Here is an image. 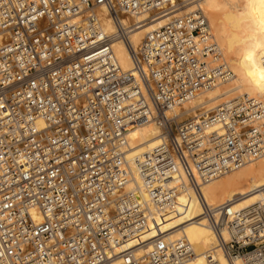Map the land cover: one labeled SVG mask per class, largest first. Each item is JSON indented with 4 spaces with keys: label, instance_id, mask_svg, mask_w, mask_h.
Segmentation results:
<instances>
[{
    "label": "built area",
    "instance_id": "built-area-1",
    "mask_svg": "<svg viewBox=\"0 0 264 264\" xmlns=\"http://www.w3.org/2000/svg\"><path fill=\"white\" fill-rule=\"evenodd\" d=\"M196 2L0 0V264H182L193 255L182 235L119 247L188 189L229 264H264V200L236 211L200 194L264 157V104L241 96L204 122L175 116L228 76ZM99 8L118 35L120 15L175 13L128 47L142 88L121 82ZM149 121L163 141L127 159L129 129Z\"/></svg>",
    "mask_w": 264,
    "mask_h": 264
},
{
    "label": "bare ground",
    "instance_id": "bare-ground-1",
    "mask_svg": "<svg viewBox=\"0 0 264 264\" xmlns=\"http://www.w3.org/2000/svg\"><path fill=\"white\" fill-rule=\"evenodd\" d=\"M235 3V0H197L196 2L195 7L209 16L207 21L210 35L220 49L227 66L228 76L225 81L215 83L210 89L199 90L193 99L180 106L175 112V116L180 120L191 117L198 122H204L214 115L219 106L241 96H247L250 99H256L255 97L258 96L264 99V75L259 77L256 75L258 70L239 64L233 66L234 73L227 65L225 56L218 45L219 43L223 47L226 54H236L233 46L235 26L242 24L243 21L241 18L236 20ZM251 7L256 14L250 28L260 25V29L264 30V0H255V5ZM184 9L189 11L194 9V6H187ZM163 12L160 9H153L137 15L118 16L117 21L126 29L118 35L115 20L109 16L108 12L104 8L96 11L102 30L112 37V50L123 74L121 82L135 79L142 88L143 83L137 79L128 47L137 48L146 34L164 25L170 19V15L175 14ZM225 84L229 87L219 89ZM234 93L239 95L236 98L231 97ZM162 136V130L153 121L132 126L127 133V159L149 152L163 141ZM234 170L200 186V194L209 205L230 202L234 210L240 211L264 200V157L250 160ZM231 172L233 174L228 175ZM137 182L139 185L138 179ZM143 196L147 199L145 194ZM201 214L202 208L197 196L188 189L187 193L178 200L174 209L155 213L147 226L126 240L119 250L133 248L158 235L171 237L182 235L193 248L192 257L182 264H207L205 259L207 251H211L214 262L229 264L221 252L215 248L214 236L207 224L199 217ZM234 264H242V261L237 259Z\"/></svg>",
    "mask_w": 264,
    "mask_h": 264
},
{
    "label": "rangeland",
    "instance_id": "rangeland-1",
    "mask_svg": "<svg viewBox=\"0 0 264 264\" xmlns=\"http://www.w3.org/2000/svg\"><path fill=\"white\" fill-rule=\"evenodd\" d=\"M235 2L236 3L238 2L237 4L235 3V7H236L235 11L237 12L236 20L241 18L243 21L242 24L236 25L235 26L236 31L234 30L236 34H235L233 46L236 54L235 55L226 54L225 50L218 43L217 39L214 38V40L220 46L225 56L226 63L233 72H234L233 66L239 64L241 66L254 68L256 69V71L258 70L256 75L262 77V75H264V30L260 29L261 28L259 27L260 25H258V27L256 28H252V29L250 28L253 25L252 21L255 19V14H256V11H252V7H251V5H255V0H235ZM205 15L209 21L208 14L206 13ZM228 87L229 86L225 84L221 86L219 89H225ZM238 95H239L238 93H234L231 97L236 98ZM255 98L264 103L263 98L258 96H256ZM230 174H233V172L229 173L228 175Z\"/></svg>",
    "mask_w": 264,
    "mask_h": 264
}]
</instances>
